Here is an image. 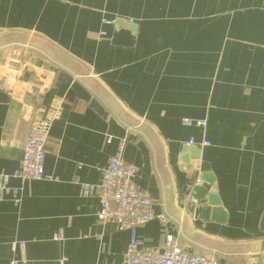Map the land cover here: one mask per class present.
<instances>
[{"label": "crops", "instance_id": "obj_1", "mask_svg": "<svg viewBox=\"0 0 264 264\" xmlns=\"http://www.w3.org/2000/svg\"><path fill=\"white\" fill-rule=\"evenodd\" d=\"M57 108L46 178L0 197V264L122 263L131 234L99 220L96 187L123 141L154 203L141 249L171 233L191 254L264 261V0H0V173ZM201 176L219 216L189 200Z\"/></svg>", "mask_w": 264, "mask_h": 264}, {"label": "built area", "instance_id": "obj_2", "mask_svg": "<svg viewBox=\"0 0 264 264\" xmlns=\"http://www.w3.org/2000/svg\"><path fill=\"white\" fill-rule=\"evenodd\" d=\"M111 24V21H105V25ZM98 35L99 38H103L106 33L101 31ZM57 116L58 108L51 111L46 117L37 116L33 118L19 167L11 174L0 173L1 198H4L12 191L16 194L18 193V189H13L10 186L12 179L41 181L46 178V146ZM183 125L187 127H204L206 121L202 119L195 121L186 119L183 121ZM113 139V136H108L107 144H111ZM202 144L204 146L211 145L208 142ZM125 145L126 143L123 141L117 152L110 157L108 165L103 171L102 179L96 187L101 203V208L98 212L99 220L101 222L113 221L120 230L129 231L131 234L125 259L120 264H225L214 257L186 252L171 233L165 234L161 250L140 248L138 229L155 219L156 215L153 210L154 203L152 198L136 184L140 167L127 162L124 157ZM186 145L187 147L196 145V141L191 139ZM93 188L91 185L83 184L81 192L83 195H88ZM189 200L194 207L202 205V202L195 199L192 195ZM16 202L18 201L16 200ZM55 240H63V235L56 236ZM11 264L28 263L13 260ZM60 264H66L65 260H62ZM242 264H264V261L251 257Z\"/></svg>", "mask_w": 264, "mask_h": 264}, {"label": "water", "instance_id": "obj_3", "mask_svg": "<svg viewBox=\"0 0 264 264\" xmlns=\"http://www.w3.org/2000/svg\"><path fill=\"white\" fill-rule=\"evenodd\" d=\"M203 176L199 177V179L197 180V182L199 184H202L201 187H194V198L197 200H207L209 206L211 207V209L207 208L206 209V214H208L210 211L211 213H213V215H217L219 216L220 213L222 212V207H221V202L219 201V199L216 197L215 193H216V186L213 183V181H209V184H204V181L202 179ZM214 184V185H213ZM212 191L214 193L213 194H209V191ZM207 194V195H205Z\"/></svg>", "mask_w": 264, "mask_h": 264}]
</instances>
